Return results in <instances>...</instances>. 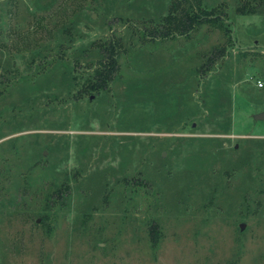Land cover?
Returning <instances> with one entry per match:
<instances>
[{
	"label": "rangeland",
	"instance_id": "rangeland-1",
	"mask_svg": "<svg viewBox=\"0 0 264 264\" xmlns=\"http://www.w3.org/2000/svg\"><path fill=\"white\" fill-rule=\"evenodd\" d=\"M169 4L0 0V264H264V8L142 38Z\"/></svg>",
	"mask_w": 264,
	"mask_h": 264
},
{
	"label": "trees",
	"instance_id": "trees-1",
	"mask_svg": "<svg viewBox=\"0 0 264 264\" xmlns=\"http://www.w3.org/2000/svg\"><path fill=\"white\" fill-rule=\"evenodd\" d=\"M260 7L264 8V0H238L235 11L239 15H251L257 13ZM205 24L219 29L227 41L232 42V24L225 11L219 6L207 8L203 0H170L167 14L152 27L142 30L141 37L149 40H164L175 36L187 38ZM94 44L100 51L101 58L97 61L92 75L83 83L81 90L85 93L107 90L119 68V38L111 37L104 42L91 43V46ZM151 243L153 246L157 244L155 233L151 234Z\"/></svg>",
	"mask_w": 264,
	"mask_h": 264
},
{
	"label": "water",
	"instance_id": "water-1",
	"mask_svg": "<svg viewBox=\"0 0 264 264\" xmlns=\"http://www.w3.org/2000/svg\"><path fill=\"white\" fill-rule=\"evenodd\" d=\"M255 120H264V110L253 115Z\"/></svg>",
	"mask_w": 264,
	"mask_h": 264
},
{
	"label": "built area",
	"instance_id": "built-area-1",
	"mask_svg": "<svg viewBox=\"0 0 264 264\" xmlns=\"http://www.w3.org/2000/svg\"><path fill=\"white\" fill-rule=\"evenodd\" d=\"M258 86H262V83L260 81H257Z\"/></svg>",
	"mask_w": 264,
	"mask_h": 264
}]
</instances>
